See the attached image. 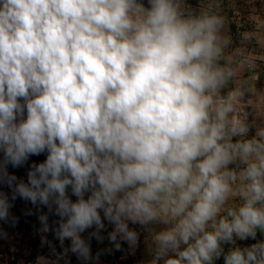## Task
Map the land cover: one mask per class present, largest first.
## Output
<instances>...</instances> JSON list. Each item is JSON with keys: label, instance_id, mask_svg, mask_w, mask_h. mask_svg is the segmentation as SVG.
Segmentation results:
<instances>
[{"label": "clouds", "instance_id": "1", "mask_svg": "<svg viewBox=\"0 0 264 264\" xmlns=\"http://www.w3.org/2000/svg\"><path fill=\"white\" fill-rule=\"evenodd\" d=\"M148 5L0 0V182L46 152L14 191L54 203L57 241L85 258L80 233L103 212L112 241L135 243L129 221L170 225L156 237L164 264H264V242L221 247L264 230V129L233 142L248 128L228 120L235 94L219 95L222 21ZM230 194L242 203L220 215ZM8 207L0 198V217Z\"/></svg>", "mask_w": 264, "mask_h": 264}, {"label": "rangeland", "instance_id": "2", "mask_svg": "<svg viewBox=\"0 0 264 264\" xmlns=\"http://www.w3.org/2000/svg\"><path fill=\"white\" fill-rule=\"evenodd\" d=\"M137 2L145 8L149 6L148 0ZM180 5L185 16L209 15L222 21L217 33L222 46L218 64L231 75H226L219 95L227 98L229 93L235 94L228 120L238 121L248 128L246 134L233 137V142L254 137L259 139L256 133L264 129V0H180ZM46 155L45 152L30 156L19 167L9 164V175L17 178L13 187L0 182V198L6 197L9 205L6 216L0 217V253L8 264H164V260L172 256L171 252L167 256H159L156 241L157 235L170 225L159 219L144 225L129 221V230L137 235L135 243L123 240L120 235L112 241L110 234L115 225L104 218L103 212L100 213L103 228L97 229L93 225L80 233L88 247L86 258L71 250V239L61 242L58 238V242L61 217L56 213V205L51 201L48 204L39 200L33 203L14 191L20 181L28 183L31 166L43 163ZM2 159L3 153H0ZM239 183L238 180L233 187ZM67 194L75 202L76 197L70 188ZM241 203L238 196L230 194L220 215H226L227 208L238 207ZM255 231V239L234 237V245L222 244L221 247L227 253L230 248L244 249L264 242V230L257 228ZM212 264H224L223 256L214 259Z\"/></svg>", "mask_w": 264, "mask_h": 264}, {"label": "built area", "instance_id": "3", "mask_svg": "<svg viewBox=\"0 0 264 264\" xmlns=\"http://www.w3.org/2000/svg\"><path fill=\"white\" fill-rule=\"evenodd\" d=\"M0 258H1V255H0ZM0 264H1V262H0Z\"/></svg>", "mask_w": 264, "mask_h": 264}]
</instances>
